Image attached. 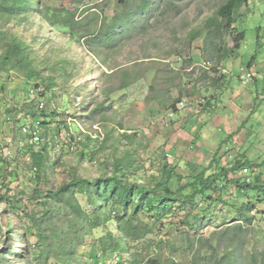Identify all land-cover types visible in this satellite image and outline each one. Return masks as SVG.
<instances>
[{
    "label": "rangeland",
    "instance_id": "1",
    "mask_svg": "<svg viewBox=\"0 0 264 264\" xmlns=\"http://www.w3.org/2000/svg\"><path fill=\"white\" fill-rule=\"evenodd\" d=\"M43 1L55 7L77 6L74 0ZM163 1H155L146 31L124 38L99 55L71 38L62 26L47 21L44 5L26 19L13 17L1 23L4 30L30 44L45 80L52 76L55 85L35 99L45 101L47 115L42 117L40 111L25 115L21 114L23 105L34 98L29 89L43 82L25 83L24 75L16 70L0 73V264H93L100 258L112 264L114 253L107 259L96 250V239L112 223L93 228L68 203L49 193L74 177L93 179L109 173L113 159L126 150L134 151L136 166L145 167L137 173L140 181L148 180L164 160L178 163V169L187 174L188 164L206 167L218 158L228 165L240 159L242 166L251 168L252 179L256 180L255 174L261 176L260 171L264 174V0H247L236 24L221 35L214 33L215 24L209 26L208 20L216 18L226 0H171L168 5ZM195 30L202 33L192 42L190 33ZM240 30L245 32L242 45L231 50ZM226 50L231 51L224 58ZM148 55L152 57L146 58ZM250 63L255 65L256 80L244 81L241 69L248 71ZM123 70L138 78L119 89L125 78ZM223 74L227 94L238 88L246 90L256 108L238 111L227 94L221 98V107L208 108L203 98L211 97L212 80L220 82ZM182 99L186 105L178 113L189 120L186 127L194 125L201 114L211 121L200 145L190 147L193 137H181L183 131L179 133L182 139L179 135L176 140L167 139L164 128L174 126V119L170 125L166 123L169 111ZM230 110L238 111L242 118L248 116V121L235 126L228 119ZM215 114L222 116L218 124L210 119ZM37 119L45 137L42 143L33 142L22 129ZM254 145L261 149L255 150ZM32 152H43L45 167L35 169ZM235 174L241 177V169ZM258 183L263 186L260 195L255 190L245 195L231 185L225 193L226 204L212 206L203 230L191 231L217 245L212 253L202 252L208 253V259L198 258L199 264H214L226 252L231 253L233 264H264V178ZM75 197L90 216L94 207L87 197L80 193ZM243 200L250 203L245 210L253 217L251 222L239 213ZM224 231L228 234L221 238ZM162 234L176 241V257L182 264H193L195 251L187 246L184 232L175 234L174 229L164 228ZM164 253L169 254L167 248Z\"/></svg>",
    "mask_w": 264,
    "mask_h": 264
},
{
    "label": "trees",
    "instance_id": "2",
    "mask_svg": "<svg viewBox=\"0 0 264 264\" xmlns=\"http://www.w3.org/2000/svg\"><path fill=\"white\" fill-rule=\"evenodd\" d=\"M155 1L74 0L77 6L71 8L46 5L44 1L40 4V0H0V73L19 71L24 75L25 83L41 79L44 84H41V96L45 90L52 89L55 85L54 77L45 80L46 77L32 55L30 44L18 35L4 30L1 27L2 22L5 23L13 17L26 19L31 12L42 7L39 5H44L43 16L47 21L62 26L71 38L81 40L89 51L99 55V52L112 49L124 38L146 31ZM170 1L163 2L168 5ZM246 2L247 0H226L221 4L216 11V18L208 20L209 26L215 24L214 33L221 35L224 31L232 29L237 22L239 10ZM216 19L220 20L215 22ZM201 33L202 30L192 31L190 40L194 42L201 37ZM244 38L245 32L240 30L234 37L231 50L239 49ZM231 50H226L224 58ZM251 65L252 63L249 66ZM122 72L125 78L119 84V89L127 88L138 78L133 79L127 70ZM213 95L208 100L203 98L206 104H211ZM37 97L23 105L21 114L34 116L40 111L42 117L47 115L46 107L39 108V103L35 102ZM172 107L178 111L177 104ZM87 140L93 141L90 136H87ZM32 154L35 169L45 167L43 152ZM134 156L133 150H126L124 154L113 159L109 173L93 179L74 177L55 192L49 193L56 196L58 201L68 203L76 215L81 219L86 218L93 228H98L106 222L112 223V228L96 239V250L100 256L108 259L112 253L115 254L112 264H182L176 257V241L168 236L163 238L164 228L174 229L175 234L185 233L187 246L195 251L193 264H199L198 258L208 259V253L202 252L207 250L212 253V250L217 249V245L201 234L193 235L191 231L203 230V223L209 220L207 216L212 213V206L226 204L225 193L231 185L244 191L245 195H249L251 190L257 191L258 195L263 191V186L258 183L257 178L246 181L242 175L236 176L235 173L245 167L240 159L227 165L215 158L206 167L187 163V174L178 169V163L164 160L157 172L147 176L148 180L140 181L137 173L145 170V167L136 166ZM245 161L252 164L248 159ZM214 164L216 165L212 169ZM76 193L84 194L88 203L94 207L90 216L75 197ZM97 199L101 203L97 202ZM107 205L108 209L102 212V208ZM249 207L250 203L243 200L239 213L243 219L251 222L253 217L247 215L245 210ZM237 227L242 229V225ZM227 234L228 232L224 231L221 238ZM42 236L44 237V234ZM165 248L169 251L168 255L164 253ZM5 253L7 252L2 255ZM124 253L129 254L127 258L121 257ZM233 263L231 253L226 252L221 258H216L214 264Z\"/></svg>",
    "mask_w": 264,
    "mask_h": 264
},
{
    "label": "crops",
    "instance_id": "3",
    "mask_svg": "<svg viewBox=\"0 0 264 264\" xmlns=\"http://www.w3.org/2000/svg\"><path fill=\"white\" fill-rule=\"evenodd\" d=\"M254 66L255 65L252 63L249 70L254 72L255 75H254L253 79L256 80L257 73L254 69ZM222 78H221L220 82L217 81L218 79L215 81H214V79L212 80L213 81L212 87H214V88L211 89V91H212L211 95L212 94H214V95L212 97L211 104L208 106V108H213V111L216 110L218 107H221L223 105V101L221 98H223L224 94H227V89L225 87L227 84V80H225V78L227 79L226 74H225V76H222ZM228 86H230V83L227 85V87ZM207 87H209V86H207ZM241 91H243V92H241ZM241 94H242V98H240ZM243 94H244V97H243ZM224 96H226V95H224ZM226 97H227L229 103L230 104L232 103L233 107H236L237 108L236 110H238V111L249 112V111L253 110L254 108H256L252 95L249 92H246V90H241L240 88H238L236 91L228 93ZM238 99H239L240 103H238L236 105L235 102H237V101H235V100H238ZM252 101H253V103H252ZM198 111H200V110H198ZM238 111L236 112V111L230 110V114H229L230 117L228 119H230L233 124L237 123V125H235V126H238V124H240V126H242L244 123H246L248 121L249 117L245 116L242 118V116L240 115V113H238ZM181 115H182V113L181 112L178 113V111H177V113L175 114V117H174V126L171 125L169 127L164 128L165 133L168 134L167 139H168V137H170V139L176 140L178 138L179 133L183 131V134L181 135V137L183 135H186V136L188 135V136L193 137L189 142L190 147H193L196 144L200 145L201 143H203L200 140H201V138H204V139L206 138L207 132L210 129V127H208V124L211 123V121H209V118L208 117L203 118L202 114H201V118H198V120L194 123V125L191 124V127L189 128V127H186V123L189 120L187 118H184V120H183V117ZM199 117H200V115H199ZM219 117H222V116L220 114H215V117L211 116L210 119L214 122L217 121L216 124H218V121H220ZM198 127H200V130H197ZM167 128H170V130H167ZM232 131H233V129H231V132ZM179 137H180V135H179ZM176 145H178V144H176ZM253 147L255 150L261 149V147L259 145H254ZM191 151H196V150H191ZM189 152H190V150H189ZM250 153H252V152H250ZM252 155H254V153H252ZM259 173L261 176H258L255 174L257 180H260V178L262 179V177L264 178V174H262L263 172L260 171Z\"/></svg>",
    "mask_w": 264,
    "mask_h": 264
},
{
    "label": "built area",
    "instance_id": "4",
    "mask_svg": "<svg viewBox=\"0 0 264 264\" xmlns=\"http://www.w3.org/2000/svg\"><path fill=\"white\" fill-rule=\"evenodd\" d=\"M224 72H227L226 69H224ZM254 72L250 71V70H246L245 68L241 69V74H240V78L244 81H249L250 79H252L254 77ZM31 96L36 97V96H41L40 94L43 91V87L41 85H38V83H35L34 86L29 89ZM204 101V99H203ZM186 105V99H182L181 101H179L177 103V109L180 110L182 108H184ZM45 107V101H39V108H44ZM177 113L176 110L172 109L171 111H169L168 114V121L166 122L168 125L171 124V122L173 121L175 114ZM25 123V122H24ZM41 120L37 119L36 121L32 122L31 124H24L23 125V132H25L26 134H28L33 142L36 143H42L45 140L44 134L42 132L41 129ZM6 155H10V152H7ZM241 175L246 179V181H251L252 177H251V168L245 166L241 169ZM101 259V258H100ZM100 259L95 260V262L93 264H105V262Z\"/></svg>",
    "mask_w": 264,
    "mask_h": 264
}]
</instances>
